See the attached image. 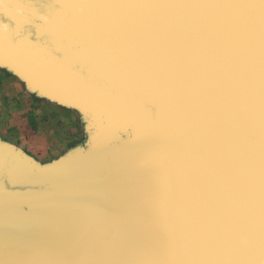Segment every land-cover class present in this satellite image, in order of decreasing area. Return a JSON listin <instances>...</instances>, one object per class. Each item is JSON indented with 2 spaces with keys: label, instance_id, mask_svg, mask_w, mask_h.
I'll list each match as a JSON object with an SVG mask.
<instances>
[{
  "label": "bare ground",
  "instance_id": "6f19581e",
  "mask_svg": "<svg viewBox=\"0 0 264 264\" xmlns=\"http://www.w3.org/2000/svg\"><path fill=\"white\" fill-rule=\"evenodd\" d=\"M39 2L0 0L8 6L0 12L40 17ZM62 3L89 24L85 43L95 52L117 44L123 51L110 56L117 64L118 54L127 57L133 71L125 76L109 62L110 76L130 90L110 91L123 107L74 102L132 126V140L100 136L61 173L116 150L107 153L113 168L104 175L113 173L101 176L103 185H87L86 173L76 184L48 175L39 180L45 187L31 188L18 180L27 173L0 165V264H243L264 243L254 220L243 218L264 202V0ZM25 24L16 17L17 35ZM153 114L161 117L164 152L153 165L142 156L124 166L149 150Z\"/></svg>",
  "mask_w": 264,
  "mask_h": 264
},
{
  "label": "water",
  "instance_id": "95a60500",
  "mask_svg": "<svg viewBox=\"0 0 264 264\" xmlns=\"http://www.w3.org/2000/svg\"><path fill=\"white\" fill-rule=\"evenodd\" d=\"M39 1L37 8L40 11L38 13L40 17H37L22 8V10L16 12L9 9L13 12V14L11 13L12 15L0 12V59L4 60L7 64L16 68L32 80L38 79L43 82L47 87L53 89L54 92L61 93L62 96L68 98L71 102H74L75 99L84 100V102L91 101L101 107H106L107 109L117 105L123 107L125 103L119 99L117 95H113V93L111 94L110 91L116 89V91L119 92V88L125 90L123 92L120 90L123 97L130 94V90L128 87L121 84L122 81L110 76V74L114 73V68L109 66V62H112L114 65H118L122 71L125 70V72H127L124 73L125 76L133 77V71L128 69L130 66L127 57L118 54L119 57L117 58V64L113 60L116 54L112 53L111 55L113 56H110L112 51H123V49L118 50L120 47H118L117 44H112L105 47L104 51L95 52V50L92 49L93 46L89 45V43H85L88 39H86L85 34H83L89 24L80 22L75 11V13L72 12L69 14L64 12V9H62L63 0H49V2L48 0ZM26 5L29 7H36L30 4ZM2 6L8 7L7 5ZM32 9L34 10V8ZM16 17L25 20L26 22L23 31H21V34L19 35L16 34L14 28ZM43 24H52V27L46 28L47 30L42 31L43 29H40V26L43 27ZM67 26H69L70 32H72L70 35L64 30ZM123 54L125 55L124 52ZM99 60L101 61L97 63ZM138 102L142 104L141 101L138 100ZM96 116L102 118L99 114H96ZM150 120L155 126L152 127L149 140L151 146L149 150L145 153H138L137 155L139 157H135L130 161L123 163L124 166L132 160L134 161L136 158L137 160H140V157L142 156L147 157L150 165H153V163L157 161V158L159 157L158 155H161L164 152V147L162 148L163 137L161 136L162 134L160 135L161 132L159 130L161 129V117L159 118V116L153 114L150 117ZM99 128L100 126L95 133V144H97V140L100 137ZM157 138L160 139L157 140ZM145 142L146 139L144 137L142 144ZM96 147L97 146H94L95 151H97ZM6 152L7 158L4 157L5 159H3L1 158L3 156H0V165H11L13 168L17 167L16 169L19 170L20 174L21 172H24L23 175L27 173L25 177L28 179L25 177L18 178L20 182H23L28 186L31 185V188H42L48 183L39 180L45 178L48 179V175L52 176L51 179H66L67 181H65V183L76 184V180H74L75 177L77 178L86 173H91L93 181L87 185H90L93 182H95V186L98 185L100 183L99 180L102 179L101 176L104 175L106 171H110L111 168H113V164L110 165V159L107 153H115L116 150L104 151L98 155V159L95 158L93 162L91 161V164L88 163L85 166L76 169L75 172L69 174L70 176L61 174L65 169V164L67 162L55 168L53 167L52 169H37L34 166L31 167L26 164H18L15 159V156H18V152L15 149H10ZM103 154L104 156L106 155L107 159L103 158ZM117 157L123 158L124 155H117ZM102 159L103 161H101ZM102 162L104 163L102 164ZM112 173L113 172L104 175V177L102 176L103 179L111 177ZM126 176L129 178L134 177V175L131 174ZM103 184L104 183H101L99 185ZM75 190L79 191L82 189L77 188ZM260 191L264 192V190ZM261 204V206H255L254 204L250 210L246 211L247 214L243 215V218L249 219L251 222L254 220L253 224L257 227V232L260 231V233L264 232V202H261ZM260 236H264V233ZM84 242L85 240L82 242L79 240L77 243L78 248H80ZM261 242L262 241H258L251 249L243 264H255V262L256 264H264V243L261 244ZM254 259L255 261H252L251 263L250 261Z\"/></svg>",
  "mask_w": 264,
  "mask_h": 264
},
{
  "label": "crops",
  "instance_id": "0c3cea01",
  "mask_svg": "<svg viewBox=\"0 0 264 264\" xmlns=\"http://www.w3.org/2000/svg\"><path fill=\"white\" fill-rule=\"evenodd\" d=\"M0 63L2 62L0 61ZM12 68L8 64H1L0 66L1 153H7L6 151L15 149L18 152L17 159L21 165L26 164L31 167L34 166L37 169H52L67 162L65 169H61L63 170L62 172L67 171L76 163L82 161L87 156L86 154L90 152L92 149L91 146H93L92 144L96 139L95 133L97 130L84 133V125H82L83 131L81 130V133L79 132L74 141V134L68 136L64 130H58L57 125L54 126L56 123L54 120L47 118L41 119L36 112L40 110L39 106L42 107L41 104L37 105L29 96L25 95L27 93L25 77L19 70ZM12 94H16L18 98L20 96L26 98V103H19L17 99H15V102H12V99H10ZM52 108L50 109H56L55 106ZM81 111L83 112L82 115L86 116H93L94 114L85 108H82ZM110 117L108 118L110 119ZM83 118L81 121L86 125L88 119L86 118L85 123ZM94 118L97 123V128L100 126L101 137L105 136L106 139L114 142L119 141L121 144L128 140L129 136L127 138L126 136L122 137V132L129 130L128 125L120 124L117 127L115 135L109 125L103 121L101 123L99 122L96 113L94 114ZM86 127L89 129L90 125L87 123ZM88 133L90 136L93 135V137L84 146L85 136ZM120 133L121 135H119ZM118 136H121L122 139H117Z\"/></svg>",
  "mask_w": 264,
  "mask_h": 264
},
{
  "label": "rangeland",
  "instance_id": "374dc122",
  "mask_svg": "<svg viewBox=\"0 0 264 264\" xmlns=\"http://www.w3.org/2000/svg\"><path fill=\"white\" fill-rule=\"evenodd\" d=\"M0 61L2 62L0 63V66L1 64L7 65V63L4 60L0 59ZM12 69H16V68L13 67ZM24 77L26 80L25 87L27 88L26 90L27 93L25 95L29 96V98L32 101H34L37 105L41 104L42 107L39 106L40 110L36 111L38 116L41 119L47 118V119L54 120L56 122L54 126L57 125L58 130H64L65 134H67L68 136L71 134H74V137H73L74 141H75V137L79 134V132L81 133V130L83 131L81 127L82 125H84V133L87 131H89L90 133L92 130L93 131L97 130V125H96L97 123L94 120L95 118L92 115L90 116L88 115L89 117L86 115H82L83 113L81 111L82 108L78 106L80 104L79 102L76 101L73 103L72 101V103H70V100L68 98L62 96L61 93L54 92L53 89H50L38 79L32 80L31 78L25 75ZM10 99H12V102L13 101L15 102L16 101L15 99H17L19 103H22V102L26 103L27 101L26 98L22 96L18 98L16 94L15 95L12 94V96H10ZM49 105L55 106L56 109L51 110L50 108H52L53 106H49ZM99 115L102 117V118L97 117L99 122L101 123V121H103L104 123L109 125L113 129L114 134L116 135L117 127L120 125V123H117V124L113 123L110 121L112 120L111 118L109 119L106 116H103L101 114ZM82 118L84 119L85 123H86V120L88 119L87 123L90 125L89 129L86 127L87 123L86 125L84 124V122L82 123L81 121ZM128 127H129L128 131L122 132L123 134L122 137L126 136L127 138V136H129L127 140V142L129 143L132 140L131 134L133 133L131 132H132L133 127L130 125H128ZM89 133L85 136L86 139L84 141L85 143L84 146L87 145L88 140L92 139L93 137V135L90 136ZM119 135H121V133ZM122 137L118 136L117 139L121 140Z\"/></svg>",
  "mask_w": 264,
  "mask_h": 264
}]
</instances>
